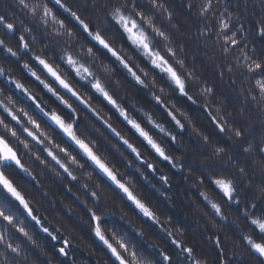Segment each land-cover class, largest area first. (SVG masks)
<instances>
[{"label": "clouds", "instance_id": "obj_1", "mask_svg": "<svg viewBox=\"0 0 264 264\" xmlns=\"http://www.w3.org/2000/svg\"><path fill=\"white\" fill-rule=\"evenodd\" d=\"M0 264H264V0H0Z\"/></svg>", "mask_w": 264, "mask_h": 264}]
</instances>
